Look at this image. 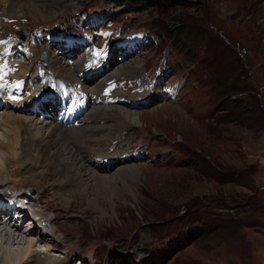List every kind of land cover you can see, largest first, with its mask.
Segmentation results:
<instances>
[{
	"label": "rangeland",
	"instance_id": "obj_1",
	"mask_svg": "<svg viewBox=\"0 0 264 264\" xmlns=\"http://www.w3.org/2000/svg\"><path fill=\"white\" fill-rule=\"evenodd\" d=\"M128 1L74 0V10L71 0H24L13 16L1 9L11 41L5 57L48 67L53 50L65 67L51 81L55 110L69 117L75 88L88 92L87 109L62 131L84 128L81 138L69 134L72 151L101 185L116 180L110 195L92 189L91 205L64 163L40 159L28 171L19 164L22 129L0 195L18 201L22 193L20 212L30 218L20 237L8 231L16 241L2 242L0 264L30 240L28 264H264V0ZM14 77L4 93L13 83L29 89L31 74L26 83ZM166 86L176 87L175 100ZM112 106L124 117L141 114L142 123H119ZM132 166L140 176H124Z\"/></svg>",
	"mask_w": 264,
	"mask_h": 264
},
{
	"label": "bare ground",
	"instance_id": "obj_2",
	"mask_svg": "<svg viewBox=\"0 0 264 264\" xmlns=\"http://www.w3.org/2000/svg\"><path fill=\"white\" fill-rule=\"evenodd\" d=\"M71 1H72L71 5H72L73 9L77 10L78 4H76V2H74V0H71ZM0 2H1V0H0ZM4 3H5L4 6H1V4H0V12H1L2 7H4L5 10L4 9L3 10H4L5 14L8 15V16H13V14H15L14 11H15L16 7L18 5H20V4H23L24 0H4ZM28 5H29V3H28ZM52 5H51V7H52ZM36 8H37V6H36ZM34 11H36V10H34ZM43 12H45V11H43ZM36 13H38V12H36ZM1 18L4 19V16L2 17L1 14H0V19ZM5 40H8L7 29L3 26L2 23H0V46L2 45V41H5ZM30 50H33V49L30 48ZM7 52H10V51H7ZM50 53H51V55H50L51 59L56 60V61H53V63L51 64L53 66L49 65L48 67H44V66H41V65L34 66L32 63H28V66H27L26 64H24L25 62L24 63H22V62L19 63L18 61H16L15 58L7 59V62L9 63L10 69L12 71V73H11L12 76L14 75L13 72H14L15 69H20L19 73H16V76L14 77V79H16V80L17 79H21V80L24 79L25 80V79L30 77V74H31V78L32 79L30 81H28V83H26L27 86H30L29 89H25V90L18 89L16 91V94L12 95L11 97L8 96L7 94H5V95L8 96L6 99H9V103L12 106L10 107L9 105H7V106L3 107V112H2V114H0V126L3 127L2 128V130L4 132L3 135H5V139L4 140H2L1 137H0V159L4 160V163L7 162L6 167L2 166V168H0V178H2L3 176H8L10 174V173L8 174V172H9V169H8L9 168L8 157H14L15 158L17 156V155H15V152H16L15 149L16 148H15V146H13V144H16L18 142V140L20 139L19 133H20V131H22V129H24V134H26V136L23 135L24 136V140L23 141H25L26 143L23 142L24 146L21 147V148H23L21 150V152L22 151L23 152L20 153V159L21 160H20L19 164L28 165L29 166V167H27L28 171L31 172L30 165L33 164V163H35V164L38 163L40 159L41 160L43 159L44 161L57 160L59 162L64 163L67 167H69L71 170L74 171V173L77 175V177H79V179L81 180V187L80 188H82L81 190L84 191V193H85V195L87 197L88 203L92 205V204L95 203V200L91 201V198H90L92 196V189H97V190L100 191L101 188H104L106 190L105 193H107V195H110V192H111L110 191V187H112L113 183L111 184V182H109V181L114 182L116 180L115 179L116 177H113L112 179L110 178L111 180H109V181L106 180L107 182H105V184L101 185L100 177L98 175H96L95 173L91 172L89 169H87L88 167L86 168L85 165H83L81 163V161L79 160L78 156H76L74 154L75 152L72 151V149L70 147L71 145L69 146V141L67 139L68 137H70L69 134H74L77 138H81L82 136H81L80 133H82V130L84 128L72 129V130L69 131V133H67L66 131H62L63 130L62 128H64V124L61 121V118H60L61 116L60 115L65 114L66 113V109H63V108L60 107L58 110H55L51 106V104L48 102L49 95H50L51 90H52L51 81H52V79H54V75L53 74L57 73V75L60 74V76H62L63 73L65 72V70H64L65 67L59 63V59L57 58L58 56L56 55V53L53 50H51ZM13 60L16 63H13ZM62 63H64V61H62ZM77 63L80 65V61H77ZM0 66H5V65H4L3 62H0ZM6 68H9V67H6ZM124 68H125L124 66L121 67V72L125 71ZM10 69H9V71H10ZM110 69H111V67H110ZM48 71L52 72V76L51 75L49 76ZM136 72H137L136 69L132 68V69H129L127 71V74L135 75ZM6 74H5V76L2 75V79L5 78V77L7 79ZM12 76H10V77H12ZM63 77H66V78H68L70 80L72 78H74V80H77L76 77H71L70 78L69 75H67V73H65ZM8 80L9 79H7V81ZM3 83L7 84L6 81H3ZM13 85H14V83H13ZM45 93H47V94H45ZM82 93L88 94V92H86V91H84ZM51 95H52V97H55V93H51ZM27 96L30 97V98H28ZM18 100L20 101V105L17 104ZM51 101H52V99H51ZM137 106H139V104L136 105V107ZM19 107H20V109H19ZM11 108L16 110V111L19 110L20 113L21 112H27L30 116L29 117H22L21 115H18V116L14 115L11 112L12 111ZM77 108H78V106H77V104H75L67 112L69 114V118L70 119H75L76 117L80 116L79 115L80 113L78 112ZM49 109H51V110H49ZM86 109H87V105L85 104V108L83 109V111H85ZM109 110H110L111 114H112V110H113V112H114V116L113 117L116 116L117 117V121H119V123H121V124H125V120L124 119L131 120V121H133L136 124H141L142 123L141 114H130L129 113L127 116L124 117L123 114L120 112L119 108H114V106H112L111 108H109ZM89 115L90 114H88V116ZM33 116H34V118H30V117H33ZM35 120H37L38 123ZM131 121H129V122H131ZM91 122H93V121H91ZM65 125L68 126L69 123H66ZM117 128H118V126H117ZM92 134L93 133H91V135ZM70 138H72V137H70ZM90 142H92V141H90ZM79 143H82V141L79 142ZM87 143H88V141H87ZM32 150L35 153L34 155L32 154ZM101 153H103V152L101 151ZM103 156H104V154H103ZM84 158H85V156H84ZM11 160H12V158H11ZM14 161H15V159H14ZM53 165H54V163H53ZM24 169H25V167H24ZM37 169H36V171H37ZM114 169H116V168L114 167ZM139 170H140V167L132 166V167L126 168V173H128V174L123 173L121 175L126 174L124 176L128 175L127 177L135 178V177L140 176V171ZM69 173H68V175H69ZM117 177L119 178V176H117ZM28 178L30 179L32 177H28ZM33 178H35V177H33ZM64 179L65 178H63L62 180H64ZM0 180L2 181V179H0ZM38 186H39V184H38ZM33 193L34 192H31L32 196H33ZM1 195H0V198H1ZM9 196L12 197V198L14 197L13 193H11ZM28 197H31V196H28ZM109 199H111V198H109ZM18 201L14 199L12 202L17 206V205H19ZM9 204H5L4 202L1 201V210H0V245L2 244L3 241H4V243H6L8 245H13L15 243V241H16V238L14 237V235H12V233L10 234L8 231H13L15 234L18 235L17 237H20V235L22 234L21 233L22 228L24 227L23 222L25 221V219L30 218V217H28L26 215L27 213L24 214L25 216H22L21 213L18 211V208H14V209L10 208L11 205L8 208H6V206L9 205ZM10 210H15L16 211V215L14 217L11 215V217H12L11 221L13 219L15 220V223L13 225L10 224L11 222L9 224H4V222L2 221V217L4 216V213L7 212V211L9 212ZM20 211H21V209H20ZM18 222H20V223L18 224ZM9 226H11V227H9ZM25 227L27 228L25 230H27V232H28L29 231V229H28L29 226L25 225ZM18 233H20V235ZM22 240H24V239H22ZM23 243H25V241ZM26 244H27V242H26ZM28 244H29V247H28L27 250L25 248V250H23V251L20 250V252L19 251H16L14 253L10 252V254H8L4 258L5 259L4 264H24V263L28 264V257L31 256V249H32V247H34L33 246L34 241L30 240V242Z\"/></svg>",
	"mask_w": 264,
	"mask_h": 264
},
{
	"label": "trees",
	"instance_id": "obj_3",
	"mask_svg": "<svg viewBox=\"0 0 264 264\" xmlns=\"http://www.w3.org/2000/svg\"><path fill=\"white\" fill-rule=\"evenodd\" d=\"M128 0H126V5H129V1L127 2ZM172 1H174V3L173 4H170V6L171 7H176V6H181V5H183V3L181 2V0H172ZM162 2H163V0H162ZM149 3V2H148ZM160 1H158V4L157 5H160V6H166V3H160ZM168 6V5H167ZM175 43H176V41H175ZM198 235H201L200 233L198 234Z\"/></svg>",
	"mask_w": 264,
	"mask_h": 264
},
{
	"label": "water",
	"instance_id": "obj_4",
	"mask_svg": "<svg viewBox=\"0 0 264 264\" xmlns=\"http://www.w3.org/2000/svg\"><path fill=\"white\" fill-rule=\"evenodd\" d=\"M21 34H22V33H21ZM21 34H20V37H21ZM24 38H25V37H24ZM34 193H35V192H34ZM34 193H33V195H35ZM33 197H35V196H33Z\"/></svg>",
	"mask_w": 264,
	"mask_h": 264
}]
</instances>
